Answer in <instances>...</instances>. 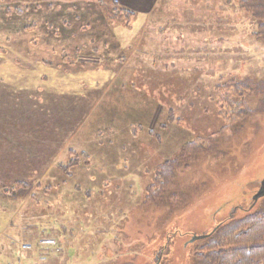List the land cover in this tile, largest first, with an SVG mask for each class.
Returning a JSON list of instances; mask_svg holds the SVG:
<instances>
[{
  "label": "rangeland",
  "instance_id": "obj_1",
  "mask_svg": "<svg viewBox=\"0 0 264 264\" xmlns=\"http://www.w3.org/2000/svg\"><path fill=\"white\" fill-rule=\"evenodd\" d=\"M96 1L0 0V84L58 85L57 75L71 82L64 89H100L90 92L92 109L74 141L61 136L56 149L65 145L64 152L54 154L53 130L43 128L50 113L0 88V122L11 130L0 139V262L9 252L15 264L42 257L44 264H192L216 225L255 211L249 205L264 181L263 95L247 102L256 112L247 130L229 132L177 174V211L146 204L147 188L186 144L226 126L218 104L224 85L264 79L259 24L238 0H159L148 32L137 12L130 27L106 33ZM163 18L195 25L159 27ZM70 125L75 131L80 121ZM16 138L20 159L39 162L44 149L56 168L24 170L8 144ZM18 182L33 187V198H10ZM47 239L58 246L40 245Z\"/></svg>",
  "mask_w": 264,
  "mask_h": 264
},
{
  "label": "trees",
  "instance_id": "obj_2",
  "mask_svg": "<svg viewBox=\"0 0 264 264\" xmlns=\"http://www.w3.org/2000/svg\"><path fill=\"white\" fill-rule=\"evenodd\" d=\"M95 3L102 13V26L106 33H112V26L130 27L137 19V12L116 1L97 0ZM238 7L258 22L259 27L255 35L264 43V0H238ZM24 10V13H18L25 14L27 8ZM112 42L118 43L113 38ZM63 50L66 51L65 48ZM18 64L21 67L19 62ZM221 89L224 90L219 92V114L225 120L226 126L215 135L197 138L194 142L186 144L178 159L158 166L152 184L147 188L146 204L172 212L177 211L174 206L178 195L172 191L177 174L213 151L212 143L218 144V140L224 139L229 132L237 135L247 130L250 119L256 113L248 105L249 102L261 95L264 102V79L229 82ZM222 156L213 158L219 159ZM32 193L33 187L30 184L18 182L9 196L13 201H25L27 198H33ZM249 207H254L255 211L242 218L225 219L203 236L200 239L201 246L194 252L192 264H264V196L256 203L253 201ZM56 245L58 246L57 242Z\"/></svg>",
  "mask_w": 264,
  "mask_h": 264
},
{
  "label": "crops",
  "instance_id": "obj_3",
  "mask_svg": "<svg viewBox=\"0 0 264 264\" xmlns=\"http://www.w3.org/2000/svg\"><path fill=\"white\" fill-rule=\"evenodd\" d=\"M112 1H116L120 5L125 6V7L129 8L135 12L145 13L144 28H145V32H148V30H146V28L150 27L154 24V22L152 21V17H151L152 12L154 13L156 6L159 5L162 0H160V2H159V0H112ZM158 2H159V4H158ZM205 2L208 3V0H206ZM199 4H201V3H199ZM163 8H164V6H163ZM158 22H159V27H160V25H162L164 27H168V29L174 28L176 26H180L182 24L184 26L181 28H188L189 27L188 25H191V27L195 25L194 23L187 24V22H184V21H183V23H180L178 21V19H174V21H172L168 18H166V19L163 18V20L158 19ZM157 32H158V29L156 30V33ZM216 39H217V37L214 36L213 40L216 41ZM8 52H10V51H8ZM61 68H59V69H61ZM63 68L64 69L66 68L65 73H64L65 75H68V74L72 75L71 74L72 72L69 73L67 71L68 66H64ZM64 69H63V71H64ZM98 69L100 71L102 70L101 67H98ZM105 69H107V68L105 67ZM56 76H55V81L58 80V85L57 84L54 85L53 83L33 84V88L29 89L28 88L29 85H23L24 87H26V88H24L22 86V83H17L16 85L1 83L0 88H1V90H5L6 92H9V91L15 92L16 94H13V95H15V97L16 96L20 97V98L25 97V98H28L29 100L32 99L41 108L43 107V110L46 111V113L47 112L50 113L51 125L43 122V128L45 130H47V129L53 130V131H49L50 133H53L54 137H55V139L52 138L54 140V144H53L54 147H53V150L51 153L55 152L54 154H63V152H64L63 149L65 148V145L59 151V153L57 152V149H56L57 146L59 147L63 144L62 143L63 138H61V136H66L67 138H70L69 143L74 141L78 132L81 130L83 123L86 120L88 121V117L90 114L89 111H90V109H92L91 102L88 101V96L90 95V92H97V91H100V89H98V87H96L95 84H92L93 88H91L90 86H89V88L87 86H83V91H81L80 89H79V91L74 90V88L64 89L62 87L66 86V85H70L71 82H64V81H66V78L65 79L63 77L58 78V76L57 77ZM44 78H46V77H44ZM50 79L51 78H48V80H50ZM61 80H63V81H61ZM64 83H65V85H64ZM82 85H83V83L80 82L81 87H82ZM74 91H77V92H74ZM102 95L99 94V97ZM47 101H48V105H44V104H46ZM57 101L60 104L57 103ZM42 105H44V106H42ZM53 114L56 116V118L53 116ZM62 116L64 118H62ZM30 117H32V116H30ZM53 118H54V120L52 121ZM76 118L80 121V125H78V127H77V129H75V131H73V127H72V125H70V122L72 123L73 119H76ZM1 123L2 122H0V139H2L4 137L9 138L10 135L8 136L7 133L10 132L11 130H8L6 128V130L8 131L6 133L5 126ZM40 126H41V123H40ZM5 134H6V136H5ZM43 136H47V135L44 133H41L42 138H43ZM47 137H49V136H47ZM87 138L90 139L89 136H87ZM13 139H14V137L12 136V140ZM17 142H18V140L16 138V142L11 141L10 143L8 142V144L11 147L10 150L11 151L14 150L16 163L22 162V163L28 165V166H26L27 169L24 168V170L35 171V170H42L43 168H45L44 169L45 171L50 172V171L54 170V168H56V164L58 161L54 162L53 159L48 160V158H47L48 154H47V152L45 153L44 149H42L40 151V153H41L40 155L45 156V157H44V159H41V157H40L39 162H36L35 159H28V158L20 159V156H19V153H17L18 152L17 150L20 151L21 149L17 145ZM86 143L87 142L78 143V148H81L83 154L84 153L87 154V151L83 150V147L86 145ZM5 145L6 144L3 145V141L0 142V147L2 149L5 148ZM75 153L76 152L73 150L69 152V154H71V155H73ZM15 170H17V169H15ZM44 175H46V174L44 173ZM11 251L12 250H10V252ZM12 257H13V255H12ZM10 258H11V255L8 252L6 261H3V263L9 262V261L13 262ZM41 261H43V262H40V263L44 264V263H48L49 259L45 260V258L42 257ZM54 263H57V262H54Z\"/></svg>",
  "mask_w": 264,
  "mask_h": 264
},
{
  "label": "built area",
  "instance_id": "obj_4",
  "mask_svg": "<svg viewBox=\"0 0 264 264\" xmlns=\"http://www.w3.org/2000/svg\"><path fill=\"white\" fill-rule=\"evenodd\" d=\"M40 245H42V246L55 247L56 246V241L55 240H52V239H48V240L42 241L40 243ZM23 249L29 250V249H31V247H29V246H23ZM0 264H15V263L14 262H4V263H0Z\"/></svg>",
  "mask_w": 264,
  "mask_h": 264
},
{
  "label": "water",
  "instance_id": "obj_5",
  "mask_svg": "<svg viewBox=\"0 0 264 264\" xmlns=\"http://www.w3.org/2000/svg\"><path fill=\"white\" fill-rule=\"evenodd\" d=\"M264 196V181L261 184V187L259 189V191L255 194L254 196V203L258 202L260 198H262Z\"/></svg>",
  "mask_w": 264,
  "mask_h": 264
}]
</instances>
